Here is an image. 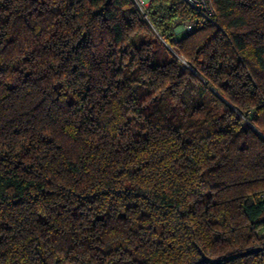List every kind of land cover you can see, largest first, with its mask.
Listing matches in <instances>:
<instances>
[{
  "label": "trees",
  "instance_id": "trees-1",
  "mask_svg": "<svg viewBox=\"0 0 264 264\" xmlns=\"http://www.w3.org/2000/svg\"><path fill=\"white\" fill-rule=\"evenodd\" d=\"M212 2L0 0V264H264V0Z\"/></svg>",
  "mask_w": 264,
  "mask_h": 264
},
{
  "label": "built area",
  "instance_id": "built-area-1",
  "mask_svg": "<svg viewBox=\"0 0 264 264\" xmlns=\"http://www.w3.org/2000/svg\"><path fill=\"white\" fill-rule=\"evenodd\" d=\"M141 12L146 16L145 10L149 0H134ZM190 8L196 10L201 13L207 19H212L215 15V8L212 0H183ZM182 25V29L179 31H189L192 28V22H185L180 24Z\"/></svg>",
  "mask_w": 264,
  "mask_h": 264
},
{
  "label": "water",
  "instance_id": "water-1",
  "mask_svg": "<svg viewBox=\"0 0 264 264\" xmlns=\"http://www.w3.org/2000/svg\"><path fill=\"white\" fill-rule=\"evenodd\" d=\"M259 249L260 248H252V249L247 250L245 253L255 252V251H258ZM199 262H208L210 264H219L220 260L217 258H208L204 254H202Z\"/></svg>",
  "mask_w": 264,
  "mask_h": 264
},
{
  "label": "rangeland",
  "instance_id": "rangeland-1",
  "mask_svg": "<svg viewBox=\"0 0 264 264\" xmlns=\"http://www.w3.org/2000/svg\"><path fill=\"white\" fill-rule=\"evenodd\" d=\"M180 29H182V25H179V26L176 28V31H177V30H180Z\"/></svg>",
  "mask_w": 264,
  "mask_h": 264
}]
</instances>
